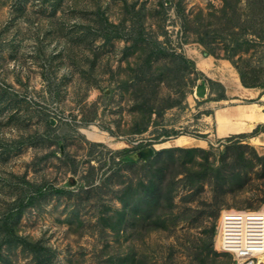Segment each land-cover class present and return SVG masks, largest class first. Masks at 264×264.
<instances>
[{
  "label": "rangeland",
  "instance_id": "374dc122",
  "mask_svg": "<svg viewBox=\"0 0 264 264\" xmlns=\"http://www.w3.org/2000/svg\"><path fill=\"white\" fill-rule=\"evenodd\" d=\"M235 2L227 27L224 0H0V264H198L213 226L217 260L233 264L221 213L264 211V123L216 134L218 110L264 106V42L249 25L264 9ZM139 29L193 65L140 70ZM90 127L119 145L90 141ZM183 136L205 144L176 146ZM138 147L154 155L122 158Z\"/></svg>",
  "mask_w": 264,
  "mask_h": 264
},
{
  "label": "trees",
  "instance_id": "16d2710c",
  "mask_svg": "<svg viewBox=\"0 0 264 264\" xmlns=\"http://www.w3.org/2000/svg\"><path fill=\"white\" fill-rule=\"evenodd\" d=\"M235 0H233L234 3ZM240 0H236L235 3H238ZM232 0H224V6H223V18L225 20H227L228 22V26H231V18L228 19V9H230ZM249 6L251 7L252 10L256 9V8H261L262 7V11L264 9L263 5H264V0H248ZM232 11L233 13L237 14V7L235 6V4H233L232 7ZM256 12V11H255ZM187 21V20H186ZM185 21V22H186ZM250 25V29H251V34L252 35H256V37H258V39H260L261 41L264 42V25L260 24V23H255L253 20H251V24ZM200 33V30H199ZM108 35V34H107ZM137 38L135 39V43H144V45H148L147 47L150 49V55L149 57L146 59V61H144L145 63L140 64V70L143 71L144 68H149V71L152 70L153 68H155V73L157 75H161V76H165L168 72H173V71H180L182 72L183 69L185 70L187 67H189L190 65L192 66L193 63L188 60L184 55L177 53V52H169L164 46L163 43L161 41H159L157 38H154L153 40H151L150 42H147L145 40H143L142 38V33H141V29L138 30V32L134 31L131 32V36H134ZM200 35V34H199ZM119 37V36H117ZM209 38V34H205L203 39H200V43L202 45H204L205 47H209V42L208 39ZM206 39V40H205ZM138 41V42H137ZM240 43L238 41H236V46H239ZM152 72V71H151ZM240 76L241 79L243 81V83L245 85H247L246 82V75L242 72H240ZM141 83H142V79H140ZM155 82V81H154ZM259 86L264 87V82H262ZM143 93V92H142ZM224 98V96L222 97ZM180 103V102H179ZM179 103H172V104H168L167 108H171ZM142 109L144 110V108L148 107L146 105V102H143V104H141ZM167 108H158V107H154L151 106L148 109V112L150 114H154V113H159L162 112L164 109ZM149 122L147 121L146 123H144L140 129V132H145L148 129L149 126ZM140 148H136L134 150H125L124 154L122 155V158H124V160H129L128 158H131L133 160H131L132 164H134L137 160H135V155L137 152H139ZM172 150H164L163 153H168L171 152ZM155 162L154 159H150L148 162L144 163V164H150ZM154 188V183L151 182L149 189H153ZM121 202L123 204V208L128 207L129 202L128 200H123L121 199ZM122 224L126 223V218L125 215L122 213ZM216 233V229L215 226L212 227L211 233L208 237H206V239H202L201 242L202 244L199 245V247L196 249V258L198 261V264H222L219 260H217V257H220L219 254H217L214 251V234ZM21 243L23 245H25V247L27 249H29L30 251H33L34 253H36V250L41 249L39 243H33L27 239H20Z\"/></svg>",
  "mask_w": 264,
  "mask_h": 264
},
{
  "label": "built area",
  "instance_id": "2783aa9c",
  "mask_svg": "<svg viewBox=\"0 0 264 264\" xmlns=\"http://www.w3.org/2000/svg\"><path fill=\"white\" fill-rule=\"evenodd\" d=\"M218 238L233 264H264V211H223Z\"/></svg>",
  "mask_w": 264,
  "mask_h": 264
},
{
  "label": "bare ground",
  "instance_id": "6f19581e",
  "mask_svg": "<svg viewBox=\"0 0 264 264\" xmlns=\"http://www.w3.org/2000/svg\"><path fill=\"white\" fill-rule=\"evenodd\" d=\"M199 66L203 69H209L213 65L210 61L201 59ZM202 69V70H203ZM231 81L236 82L231 76ZM239 83V87H240ZM264 102V97L262 98ZM216 134L218 138H226L232 135H238L250 132L257 124L264 123V106L258 104H245L220 109L216 112ZM86 137L93 142L105 143L110 147H117L113 139L96 127H90L82 131ZM197 142L205 144L203 141H196L188 137H178L175 139V145L178 147H189ZM218 242L220 240L218 238ZM264 261V259H263Z\"/></svg>",
  "mask_w": 264,
  "mask_h": 264
},
{
  "label": "water",
  "instance_id": "95a60500",
  "mask_svg": "<svg viewBox=\"0 0 264 264\" xmlns=\"http://www.w3.org/2000/svg\"><path fill=\"white\" fill-rule=\"evenodd\" d=\"M154 155V149L149 147L146 149H142L141 151L137 152L135 155V160L147 159Z\"/></svg>",
  "mask_w": 264,
  "mask_h": 264
}]
</instances>
